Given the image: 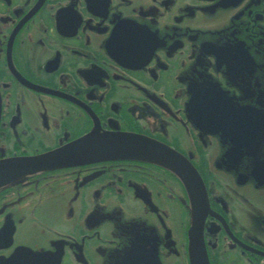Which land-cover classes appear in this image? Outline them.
Here are the masks:
<instances>
[{
    "label": "flooded vegetation",
    "instance_id": "obj_1",
    "mask_svg": "<svg viewBox=\"0 0 264 264\" xmlns=\"http://www.w3.org/2000/svg\"><path fill=\"white\" fill-rule=\"evenodd\" d=\"M94 132L174 150L207 206L136 160L19 176L0 264H264V0H0V163Z\"/></svg>",
    "mask_w": 264,
    "mask_h": 264
},
{
    "label": "water",
    "instance_id": "obj_2",
    "mask_svg": "<svg viewBox=\"0 0 264 264\" xmlns=\"http://www.w3.org/2000/svg\"><path fill=\"white\" fill-rule=\"evenodd\" d=\"M110 160H136L162 166L186 186L195 207L194 210H197L203 203V189L199 176L182 156L165 145L146 137L120 132H94L56 154L18 161L13 165L4 163L5 165H0V183L30 172L38 173L48 169ZM7 170L12 171L10 174L12 177H6ZM195 254L194 264H204L200 253V256L196 252Z\"/></svg>",
    "mask_w": 264,
    "mask_h": 264
}]
</instances>
